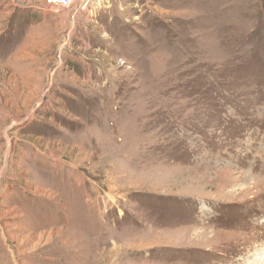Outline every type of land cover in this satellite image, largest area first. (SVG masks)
Wrapping results in <instances>:
<instances>
[{"label":"rangeland","instance_id":"1","mask_svg":"<svg viewBox=\"0 0 264 264\" xmlns=\"http://www.w3.org/2000/svg\"><path fill=\"white\" fill-rule=\"evenodd\" d=\"M0 0V264H264V0Z\"/></svg>","mask_w":264,"mask_h":264},{"label":"built area","instance_id":"2","mask_svg":"<svg viewBox=\"0 0 264 264\" xmlns=\"http://www.w3.org/2000/svg\"><path fill=\"white\" fill-rule=\"evenodd\" d=\"M89 0H52L47 10L55 13H72L76 10H83L87 7Z\"/></svg>","mask_w":264,"mask_h":264}]
</instances>
